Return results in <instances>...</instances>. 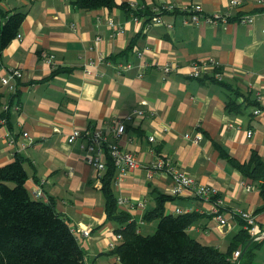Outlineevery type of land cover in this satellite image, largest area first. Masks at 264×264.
Masks as SVG:
<instances>
[{
  "label": "crops",
  "instance_id": "0c3cea01",
  "mask_svg": "<svg viewBox=\"0 0 264 264\" xmlns=\"http://www.w3.org/2000/svg\"><path fill=\"white\" fill-rule=\"evenodd\" d=\"M75 1L0 0V25L25 13L16 38L0 51V167L18 155L25 160L27 189L40 187L44 200L54 201L86 252V264H120L109 253L121 240L108 219L102 178L85 160L82 141L69 143L75 129H101L138 159L123 179L117 170L113 190L140 233L157 230V220H144L157 204L152 191L174 196L172 175L162 170L150 176L160 160L219 194L226 225L213 216V202L190 190L166 204L168 213L199 215L189 228L194 239L226 252L247 229L242 212L255 215L264 233L261 182L246 180L226 158L245 163L256 152L264 160V16L253 24L240 21L260 12L255 0L235 9L230 0H116L138 9L178 7L161 15L162 24L148 26L121 8L83 10ZM195 5L206 16L229 14L230 21L187 24ZM194 62L200 78L192 76ZM165 65L172 72H164ZM14 70L22 77L12 80L18 90L11 92L1 79ZM233 90L242 93L240 103L248 97L251 105L228 111ZM138 110L145 115L137 117ZM129 115L134 118L126 121L125 136L115 141V121ZM198 133L199 143L185 137ZM259 243L256 261L264 264V239Z\"/></svg>",
  "mask_w": 264,
  "mask_h": 264
},
{
  "label": "trees",
  "instance_id": "16d2710c",
  "mask_svg": "<svg viewBox=\"0 0 264 264\" xmlns=\"http://www.w3.org/2000/svg\"><path fill=\"white\" fill-rule=\"evenodd\" d=\"M75 4L83 10L121 8L135 17L145 18V23L165 14L145 7L134 8L128 3L118 4L116 0H76ZM24 18L25 13L18 11L9 15L4 25H0L1 51L16 38ZM241 96L238 90L230 93L226 102L228 111L237 112L242 110L243 105H251L248 97L240 103ZM226 158L246 180L261 182L264 198L262 157L252 152L245 163L227 155ZM106 161L107 168L101 176L106 212L108 219L118 225V234L122 235L121 244L115 246L109 255L118 257L120 264H258L256 251L261 246L259 241H254L243 254L244 248L253 239L248 229L235 237L226 252L204 244L189 234V228L199 215L168 213L166 204L175 197L156 190L152 191L158 194L156 207L145 214L144 220H157V230L153 234L140 233L132 216L118 208L113 190L118 169L109 152ZM28 180L25 160L19 155L11 163L0 167V264H86V252L69 222L56 211L54 201L36 199L29 192L26 187ZM219 199L217 194L209 200L215 203ZM219 209L222 213L221 205ZM239 248L242 254L235 261L233 255Z\"/></svg>",
  "mask_w": 264,
  "mask_h": 264
},
{
  "label": "built area",
  "instance_id": "2783aa9c",
  "mask_svg": "<svg viewBox=\"0 0 264 264\" xmlns=\"http://www.w3.org/2000/svg\"><path fill=\"white\" fill-rule=\"evenodd\" d=\"M244 0H230L229 7L231 9L239 8L241 5H243ZM256 5L260 8V12H257L256 14L251 15H244L241 17L240 21L248 24H253L255 22V19L258 15L264 16V0H255ZM178 9L175 5H160L154 8V11L156 13H168V12H175ZM194 13L191 15L190 20H187V24H199V23H217L218 21H230V15H221V14H215L213 16H206L202 14V7L201 5H195L193 7ZM136 21L139 22L141 19L138 17H135ZM151 23H159L162 24L163 21L161 19V16H155L151 20V22L147 23L148 26ZM111 25L115 28V24L111 23ZM168 27H172V25H167ZM20 39V35L18 36ZM99 40V38L97 39ZM1 51V49H0ZM140 54V53H139ZM132 65L128 64L126 68H131ZM192 69V76L194 78H200L201 70L200 65L198 63H192L191 65ZM163 71L166 73L172 72V67L170 65H165L163 67ZM22 77V73L19 70H14L12 73L7 76L3 77L1 79V83L7 87L11 92H16L18 90V84L13 83L12 80H19ZM218 81H221L222 78L220 75L217 77ZM261 112L260 110L255 111L256 115H259ZM137 117H143L145 115L144 111L138 110L134 113ZM134 118V115H129L125 119H120L115 121V136L114 139L117 141L118 139L125 136L127 132V125L126 121H130ZM253 133L252 131L248 132V137H252ZM25 137H29L28 133H24ZM187 139L192 140L195 143H199L203 136L201 133H198L195 135L194 138H191L190 135L185 136ZM69 143L73 144L77 141H82L81 148L85 153V160L87 163L97 172L99 177L103 175L107 168V157L108 152L113 161L115 162V165L119 171V177L120 179H123L125 176H127L132 170L136 169L139 166L138 159L131 153L126 152L120 148V146L117 144V142L110 141V138L105 135V133L98 128H88V129H75L73 130L68 137ZM155 137L150 136L149 141L151 143L155 142ZM9 143L12 145L15 143L13 139H9ZM153 170L150 172V176H153V173H156L157 171H167L170 175H172L174 179V186L172 193L174 196H179L183 194L184 192L190 190L192 191L197 197L205 198L209 200L211 197L216 196L218 192L215 189L209 188L207 186H204L200 184L195 178L187 175L185 172H182L175 168V166L168 160H160L158 162H155L153 164ZM33 196L36 199H46V194L44 191L37 187L32 191ZM221 205V200H217V202L214 203L212 214L218 221L220 225H226L227 220L225 219V216L220 212L219 206ZM176 213H181V210H177ZM240 217L246 222L247 229L250 233V235L255 239L256 241H260L264 239V233L260 230L255 215L248 213V212H242L240 213ZM84 234L88 236L90 234V231H85ZM117 238L119 240H122V235L118 234ZM242 250H237L234 255L233 259L235 261L238 260V258L241 256Z\"/></svg>",
  "mask_w": 264,
  "mask_h": 264
},
{
  "label": "water",
  "instance_id": "95a60500",
  "mask_svg": "<svg viewBox=\"0 0 264 264\" xmlns=\"http://www.w3.org/2000/svg\"><path fill=\"white\" fill-rule=\"evenodd\" d=\"M254 241H256L255 239H252V241L244 248V250H243V254H245L246 253V251L249 249V247L251 246V244L254 242Z\"/></svg>",
  "mask_w": 264,
  "mask_h": 264
}]
</instances>
